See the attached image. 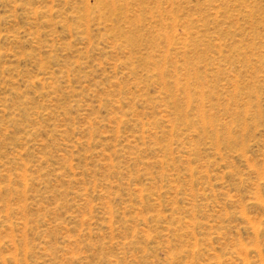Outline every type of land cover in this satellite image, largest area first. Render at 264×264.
I'll list each match as a JSON object with an SVG mask.
<instances>
[{"label":"rangeland","instance_id":"rangeland-1","mask_svg":"<svg viewBox=\"0 0 264 264\" xmlns=\"http://www.w3.org/2000/svg\"><path fill=\"white\" fill-rule=\"evenodd\" d=\"M0 264H264V0H0Z\"/></svg>","mask_w":264,"mask_h":264}]
</instances>
